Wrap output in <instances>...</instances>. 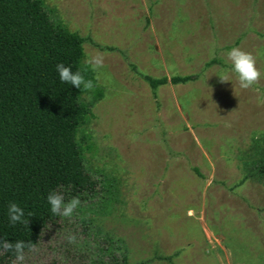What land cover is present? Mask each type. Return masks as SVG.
I'll return each mask as SVG.
<instances>
[{"label":"rangeland","instance_id":"1","mask_svg":"<svg viewBox=\"0 0 264 264\" xmlns=\"http://www.w3.org/2000/svg\"><path fill=\"white\" fill-rule=\"evenodd\" d=\"M40 2L83 39L94 87L78 89L90 115L75 141L93 188L25 264H264V179L248 176L264 161V0ZM234 47L261 72L247 90ZM189 75L154 91L142 79Z\"/></svg>","mask_w":264,"mask_h":264},{"label":"trees","instance_id":"2","mask_svg":"<svg viewBox=\"0 0 264 264\" xmlns=\"http://www.w3.org/2000/svg\"><path fill=\"white\" fill-rule=\"evenodd\" d=\"M82 43L49 21L40 0H0V239L36 244L58 218L50 211L49 193L69 198L93 188L75 141L90 111L56 70L63 63L85 76ZM142 79L154 91L196 76ZM251 171L249 177L264 179V161ZM13 202L24 210L27 226L9 223ZM13 259L11 252L0 255V264Z\"/></svg>","mask_w":264,"mask_h":264},{"label":"clouds","instance_id":"3","mask_svg":"<svg viewBox=\"0 0 264 264\" xmlns=\"http://www.w3.org/2000/svg\"><path fill=\"white\" fill-rule=\"evenodd\" d=\"M227 58L232 64V70L237 74L239 87L242 90H247L259 82L261 72L256 66V58L252 53L234 47L227 53ZM103 60V54L97 53L89 60V63L93 68H100L103 66ZM56 70L62 82L69 83L77 89H81L83 86L84 89L90 90L94 87L93 82L91 80L86 81L80 71L73 72L71 67L65 66L63 63L57 64ZM220 81L229 82L230 77L224 75L220 77ZM46 199L50 205V211L54 216L66 218H71L81 204L79 197H72L65 201L64 195L60 192H51ZM28 216L31 217L32 214L29 213ZM8 219L9 223L13 226L16 224L27 226L29 223L28 219L25 218L24 210L15 202L10 203L8 206ZM67 240L69 243H73L76 240V236L69 235ZM26 250L33 254L39 251L36 244L32 242L26 243L22 240L9 242V240L0 239V255L11 252L14 257L12 264H25Z\"/></svg>","mask_w":264,"mask_h":264}]
</instances>
